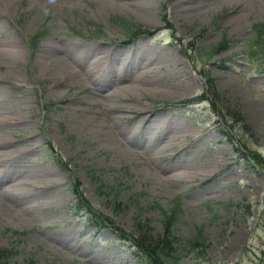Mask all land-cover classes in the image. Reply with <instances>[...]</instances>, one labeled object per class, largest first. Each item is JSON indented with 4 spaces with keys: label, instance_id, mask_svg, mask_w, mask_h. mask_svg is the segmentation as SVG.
Wrapping results in <instances>:
<instances>
[{
    "label": "rangeland",
    "instance_id": "rangeland-1",
    "mask_svg": "<svg viewBox=\"0 0 264 264\" xmlns=\"http://www.w3.org/2000/svg\"><path fill=\"white\" fill-rule=\"evenodd\" d=\"M132 1L1 3L8 13L0 19V40L14 38L26 56L21 64L0 59V74L16 69L24 77L0 83V100L17 118L0 126V138L25 149L16 164L55 178L46 187L36 182L43 187L37 195L55 198L39 210L0 209V264H136L139 254L121 232L90 219L100 214L131 234L143 229L155 237L165 232L166 213H174L183 264H264V12L249 11L243 28L229 11L245 2L179 18L198 2L185 0L181 10L177 0H155L150 21H143ZM52 40L86 64L97 43L112 47V55L128 53L134 68L127 74L143 76L146 88L106 98L115 84L85 83L50 68ZM142 43L146 51L138 50ZM153 55L184 89L176 97L164 95L160 74L146 72ZM171 114L197 134L172 138ZM126 116L147 137L132 146ZM215 157L219 171L206 173L203 166ZM77 189L89 204L78 214ZM198 231L206 239L203 259L189 253ZM55 234L74 252H61Z\"/></svg>",
    "mask_w": 264,
    "mask_h": 264
},
{
    "label": "bare ground",
    "instance_id": "bare-ground-1",
    "mask_svg": "<svg viewBox=\"0 0 264 264\" xmlns=\"http://www.w3.org/2000/svg\"><path fill=\"white\" fill-rule=\"evenodd\" d=\"M9 0H0V19L4 20V17L8 11H6L3 7H1V3L7 4ZM107 4H111L112 0H105ZM155 0H134L130 3L137 4L140 8V17L143 21H150L149 16L152 14L151 8L153 7L151 2ZM175 1V0H171ZM180 0L176 1L177 8L182 6V2ZM197 1L198 4L195 8V5H191L190 8L187 10H183L184 14H178L179 18H191L198 10H203L204 12H209L219 7L231 6L233 7L238 6L241 2H245L246 6L244 8H232L229 11L231 15V22L236 27H245V16L248 17L250 15L249 11H259L261 13L264 12V0H194ZM113 4V3H112ZM128 5L130 6L129 2ZM247 7V8H245ZM50 48L49 53L54 54V59H47V63H49L51 67H58L62 71L59 72L61 74H65L68 76H75L78 81H85V83H99V84H115V88L105 94L106 98H111L114 95H117V92L120 91H127V90H134L139 89L142 90L146 88V84L143 76H132L128 75L127 72H131L134 68L131 60L128 61L127 57H130L128 53H121L116 52L115 54H110L112 47L105 46L101 43L94 44L92 47L87 50L88 56L92 55L89 61L86 64V60H82V56H70L65 51L64 46L62 43L59 44V41L52 40L50 41ZM145 43H142L138 47V50L146 51L147 47L144 48ZM106 47V48H105ZM115 48V47H114ZM107 49H110L108 51ZM117 49V48H115ZM26 56V51L24 50L23 46L18 43V41L12 38L8 41H1L0 40V59H5L6 61H14L21 64L22 60ZM175 60H178L174 57ZM99 60H104V62H99ZM51 62V63H50ZM147 63L144 62L145 67L147 68L146 72L152 73L156 72L160 74L165 81H167L168 88L164 91V95L168 97H176L182 89L177 83L170 80L169 73H167V69H165L166 61L162 60L160 57L155 55L147 57ZM144 67V68H145ZM107 69L110 72H107ZM4 78H10L13 80L23 79V75L20 74L19 70L9 71L5 74H0V83L3 81ZM87 81V82H86ZM197 81L199 83H203L204 79L202 77H197ZM2 92H0V96ZM119 98V97H117ZM165 110V109H164ZM166 111V110H165ZM172 115V114H171ZM168 116V115H167ZM127 121H123L127 128V132L124 134L126 135L129 144L132 146L134 144L139 143L141 139H146L144 137V129L134 128V124L136 120L130 121L128 116L124 117ZM141 118L145 123L147 119H143V115ZM14 116L8 115L6 111V107L4 103L0 100V126L5 124H13L15 123ZM20 119V118H18ZM176 121L173 119V115L170 118L168 116L167 119V126L169 131L171 132V137L175 138L179 134L180 136L183 135L185 140L189 137L195 136L197 133H192L191 129L183 130L179 125L175 123ZM129 131V133H128ZM162 131V130H161ZM159 134L158 131L155 132V137L158 138ZM27 139V138H26ZM155 139H152V142H155ZM146 141V140H145ZM182 142V141H180ZM14 142H10L5 140L4 138H0V209L6 213L17 212L15 211L14 207H18L21 211H27L29 209L32 210H39L43 207H46V202H52V199L55 196H41L37 195V193L43 188L40 184L36 183L37 181H42L43 184L50 185L54 182V177H49L47 173L44 171L39 170H32L29 169V165L26 163L16 164L15 159L19 156L25 149L19 148H12ZM185 144L181 143V147H184ZM168 147V144H166ZM27 148H30L28 146ZM206 173H215L219 171V161L218 159L211 158V161L208 165L203 166ZM57 176L61 175V172L55 171ZM177 172L176 174H179ZM200 176V175H199ZM21 199V202H18L17 198ZM51 199V201H49ZM14 215H17V213ZM174 224H172L171 228L174 231ZM166 230V225L164 224V231ZM165 233V232H164ZM203 233V232H202ZM51 239L58 244L59 250L64 253H72L74 252V247L62 236L55 234L51 236ZM97 248L93 250V255H97ZM139 261L136 264L145 262V254H139ZM184 258L180 259V262H176L175 264H183ZM146 263V262H145ZM148 264V263H146ZM174 264V263H173Z\"/></svg>",
    "mask_w": 264,
    "mask_h": 264
},
{
    "label": "trees",
    "instance_id": "trees-1",
    "mask_svg": "<svg viewBox=\"0 0 264 264\" xmlns=\"http://www.w3.org/2000/svg\"><path fill=\"white\" fill-rule=\"evenodd\" d=\"M254 158L258 161H261L259 155ZM80 197L81 205L89 207V204L86 202V199L82 196L81 193L78 194ZM84 208L80 206V209ZM93 222L97 225H107L114 227L117 231L121 232L122 238L131 242V244L137 249L139 254H145V262L148 264H175L177 261L180 262V259L184 258V249L183 247L178 246V238L174 234L171 226L176 222L174 213H166L164 224L166 225V230L163 235L160 236H151L150 232L140 230L138 236L131 234L127 231H124L119 225H117L109 217L101 216L98 214L92 219ZM204 239L202 231H198L192 239L189 240V253L195 259H203L206 256V248L204 247ZM145 262L139 264H146Z\"/></svg>",
    "mask_w": 264,
    "mask_h": 264
}]
</instances>
